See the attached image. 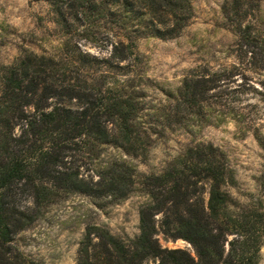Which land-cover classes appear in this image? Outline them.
<instances>
[{"label":"trees","instance_id":"16d2710c","mask_svg":"<svg viewBox=\"0 0 264 264\" xmlns=\"http://www.w3.org/2000/svg\"><path fill=\"white\" fill-rule=\"evenodd\" d=\"M46 1L55 7L54 22L64 35L57 51L23 49L0 67V264H29L19 247L11 250L12 235L62 194L120 200L134 190L147 197L139 209V233L124 241L88 225L75 264H142L150 258L157 264H257L264 233L261 198L259 206L237 207L228 189L227 158L212 143L186 145L160 173H139L116 159L99 166L95 179L77 164L96 162L107 146L144 161L169 131L193 134L197 127L243 120L246 105L232 93L246 87L227 89L225 69L187 75L167 92V102L149 105L137 40L177 37L192 17L190 1ZM100 22L104 34L94 29ZM249 28L237 30L253 46L257 40ZM80 40L111 45L110 54L83 51ZM261 190L264 197V181ZM24 196L32 206L22 205ZM158 231L188 241L195 256L161 247Z\"/></svg>","mask_w":264,"mask_h":264},{"label":"rangeland","instance_id":"374dc122","mask_svg":"<svg viewBox=\"0 0 264 264\" xmlns=\"http://www.w3.org/2000/svg\"><path fill=\"white\" fill-rule=\"evenodd\" d=\"M189 1L192 17L177 37L137 40L140 71L150 83L149 105L167 102V92H174L187 75L206 72L210 76L225 69L227 89L239 83L246 87L243 93H232L242 97V105H246L243 120L197 127L193 134L169 131L153 143L144 161L107 146L96 162L86 164L80 159L77 164L85 177L92 175L95 179L99 166L116 159L124 160L139 173H160L186 145L210 142L225 153L231 169L228 189L237 207L259 206L261 198L264 211V0ZM55 15V7L46 0H0V67L12 63L23 49L56 52L64 35L54 22ZM99 25L95 31L104 34L103 22ZM245 25L257 40L253 46L238 34L237 29ZM78 44L83 51L100 57L111 51V45L101 48L86 40ZM66 104L75 106L74 102ZM146 200L139 190L120 200L65 193L42 208L26 228L13 234L9 245L13 251L19 247L29 264H75L88 225L101 226L127 241L139 233V209ZM21 203L30 207L32 199L24 196ZM156 237L163 248H179L195 256L194 247L182 238H171L160 231ZM142 264H157V260L146 259ZM257 264H264V233Z\"/></svg>","mask_w":264,"mask_h":264}]
</instances>
